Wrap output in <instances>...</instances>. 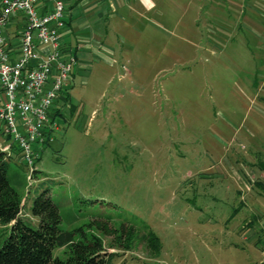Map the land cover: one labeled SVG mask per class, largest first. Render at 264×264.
Masks as SVG:
<instances>
[{
	"label": "rangeland",
	"instance_id": "374dc122",
	"mask_svg": "<svg viewBox=\"0 0 264 264\" xmlns=\"http://www.w3.org/2000/svg\"><path fill=\"white\" fill-rule=\"evenodd\" d=\"M154 3L123 13L117 34L77 58L30 180L19 154L7 159L19 216L37 225L30 203L47 187L60 228L73 240L97 235L114 264L258 262L264 0ZM120 224L128 247L117 244ZM6 231L0 224V242Z\"/></svg>",
	"mask_w": 264,
	"mask_h": 264
},
{
	"label": "built area",
	"instance_id": "2783aa9c",
	"mask_svg": "<svg viewBox=\"0 0 264 264\" xmlns=\"http://www.w3.org/2000/svg\"><path fill=\"white\" fill-rule=\"evenodd\" d=\"M20 16L22 26L10 36L7 28ZM66 20L63 0H0V150L9 156L15 143L30 180L34 161L51 142L58 115L67 106L72 73L78 60L59 48V30Z\"/></svg>",
	"mask_w": 264,
	"mask_h": 264
},
{
	"label": "trees",
	"instance_id": "16d2710c",
	"mask_svg": "<svg viewBox=\"0 0 264 264\" xmlns=\"http://www.w3.org/2000/svg\"><path fill=\"white\" fill-rule=\"evenodd\" d=\"M65 99H68V95ZM55 114L62 115L58 111ZM49 143L45 142L41 150ZM9 157L0 150V224L7 229L0 242V264H114L115 253L106 252L97 235L90 234L84 240H73L71 231L60 228V215L47 187L36 192L30 203V213L37 218V225L33 227L19 216L22 196L8 181L6 173ZM38 160L39 156L34 164ZM259 166L264 169V161ZM37 170L31 171L32 176ZM257 185L264 192V184L258 182ZM120 228L117 244L128 247L129 241L123 235L122 224ZM103 230L109 231L105 224ZM144 238L151 253L157 254L160 246L157 236L148 230ZM53 248H61L64 257L52 256Z\"/></svg>",
	"mask_w": 264,
	"mask_h": 264
},
{
	"label": "crops",
	"instance_id": "0c3cea01",
	"mask_svg": "<svg viewBox=\"0 0 264 264\" xmlns=\"http://www.w3.org/2000/svg\"><path fill=\"white\" fill-rule=\"evenodd\" d=\"M63 2L66 20L59 30V48L64 52V55L72 54L79 60L86 58L90 51L96 54V50L99 48L97 43H102L104 38L108 40V36L113 32L117 34V29L120 27L118 20L124 17V14L131 15L130 12L136 11L139 6L143 9L155 6L154 0H63ZM198 2L204 3L208 0H198ZM21 26L20 16L13 17L6 30L7 34L12 36L18 33ZM107 27L110 32L106 31ZM102 48L109 47L105 45ZM17 150L16 144L12 143L9 147V156L12 152L17 153ZM35 168L37 167L35 166ZM262 224L260 223L259 226L263 228ZM261 232L257 239L261 244L259 247L261 258L252 264H264V229ZM246 239L248 242L251 241L248 236Z\"/></svg>",
	"mask_w": 264,
	"mask_h": 264
}]
</instances>
